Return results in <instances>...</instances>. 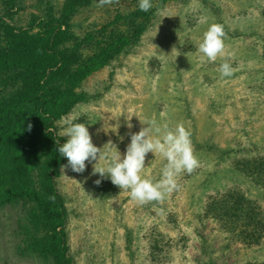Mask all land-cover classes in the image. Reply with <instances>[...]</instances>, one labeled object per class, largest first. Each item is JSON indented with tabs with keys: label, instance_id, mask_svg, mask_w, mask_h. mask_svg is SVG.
I'll list each match as a JSON object with an SVG mask.
<instances>
[{
	"label": "rangeland",
	"instance_id": "obj_1",
	"mask_svg": "<svg viewBox=\"0 0 264 264\" xmlns=\"http://www.w3.org/2000/svg\"><path fill=\"white\" fill-rule=\"evenodd\" d=\"M25 2L21 16L26 22L37 0ZM98 3L75 16L77 33L106 22L119 8L135 7L139 0H114L102 7ZM213 23L223 26L225 50L223 57L208 62L198 45ZM263 44L264 0L171 1L130 53L87 79L84 89L97 97L65 117L86 124L97 147L111 140L114 145L104 150L118 149L123 155L130 133L142 127L139 120L154 119L173 129L182 123L191 133L199 167L182 173L180 187L162 203L143 205L131 199L130 190L115 185L105 194L99 185L111 180L92 174L95 161H86L82 173L61 170L57 187L66 199L75 264L264 263V238L255 244L237 241L203 215L207 200L230 187L258 198L264 208V197L250 177L235 168L239 159L264 156ZM224 59L234 69L229 77L218 71ZM57 125L62 135L61 120ZM165 163L149 152L141 176L158 180ZM104 164L101 159L97 166ZM23 214L21 205L0 206V264H43L21 252Z\"/></svg>",
	"mask_w": 264,
	"mask_h": 264
},
{
	"label": "trees",
	"instance_id": "obj_2",
	"mask_svg": "<svg viewBox=\"0 0 264 264\" xmlns=\"http://www.w3.org/2000/svg\"><path fill=\"white\" fill-rule=\"evenodd\" d=\"M96 1L37 0L25 22V0H0V206H22L21 252L43 264H75L66 199L57 187L66 162L56 144L66 140L57 122L97 97L84 89L87 79L130 53L159 10L178 0H151L147 12L138 5L119 8L106 22L77 33L75 16ZM235 162L264 197V156ZM99 186L105 194L114 190L112 182ZM203 215L237 241L255 244L264 238V208L240 188L218 190Z\"/></svg>",
	"mask_w": 264,
	"mask_h": 264
},
{
	"label": "clouds",
	"instance_id": "obj_3",
	"mask_svg": "<svg viewBox=\"0 0 264 264\" xmlns=\"http://www.w3.org/2000/svg\"><path fill=\"white\" fill-rule=\"evenodd\" d=\"M114 0H99L98 7L112 4ZM118 2V0H115ZM138 7L147 12L152 8L151 0H139ZM226 33L221 24L213 23L203 33V39L198 45V51L207 58L208 62H215L218 57L224 56ZM179 55V54H178ZM177 55V56H178ZM218 71L223 77L233 75L234 69L227 59H224ZM131 117L127 119V127L131 129ZM78 117L61 118L62 135L66 137L63 144L56 141L61 157L67 158V165H61L64 172L70 167L76 173L86 169V161H95L92 174H99L101 178H110L113 185L120 190H130L131 199L143 205L149 202L162 203L166 195L180 187L178 177L184 173H192L199 167V160L194 154L191 133L182 123L170 128L167 123L162 126L156 120L140 121L142 127L138 132L130 133V143L122 155L116 151H105L111 148L113 142L109 140L102 148L97 147L86 124L75 122ZM29 129L31 125H28ZM122 139V137H121ZM151 152L162 156L166 163L161 170L158 180L143 178L146 155ZM103 159L104 166H97ZM97 185L101 179L95 181ZM54 200V197H50Z\"/></svg>",
	"mask_w": 264,
	"mask_h": 264
}]
</instances>
